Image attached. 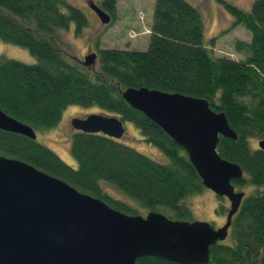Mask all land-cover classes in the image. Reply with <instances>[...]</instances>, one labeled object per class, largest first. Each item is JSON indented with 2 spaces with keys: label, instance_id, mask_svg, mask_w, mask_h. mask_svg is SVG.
Masks as SVG:
<instances>
[{
  "label": "trees",
  "instance_id": "trees-1",
  "mask_svg": "<svg viewBox=\"0 0 264 264\" xmlns=\"http://www.w3.org/2000/svg\"><path fill=\"white\" fill-rule=\"evenodd\" d=\"M248 39L233 37L238 59L211 51L213 37L204 38L199 9L188 0H154L145 49L96 46L92 67L69 56L58 31L87 25L85 13L66 0H0V39L25 47L33 62L0 56V109L34 132L54 128L66 105L96 106L130 121L166 161L155 160L102 132L71 127L69 165L36 137L0 129V156L19 158L76 189L98 197L128 214L144 208L170 218L191 219L187 198L205 187L185 151L119 93L125 86H146L203 97L221 111L234 138L218 135L217 153L242 169L233 185L250 189L232 215L226 237L209 246L210 261L200 264H264V149L250 139H264V0L248 8L223 2ZM116 0L98 5L115 15ZM67 134V135H68ZM68 140V139H67ZM103 184L126 199L114 196ZM211 191V190H210ZM217 201L223 197L215 195ZM220 205V206H219ZM223 204L215 205L220 214ZM138 208V211H137ZM135 264H179L144 255Z\"/></svg>",
  "mask_w": 264,
  "mask_h": 264
},
{
  "label": "water",
  "instance_id": "water-1",
  "mask_svg": "<svg viewBox=\"0 0 264 264\" xmlns=\"http://www.w3.org/2000/svg\"><path fill=\"white\" fill-rule=\"evenodd\" d=\"M99 21L110 15L87 3ZM78 59L92 67L95 52ZM120 96L159 126L186 153L201 184L228 200L224 221L170 218L157 210L128 214L19 158L0 156V264H135L154 255L179 264L210 261L209 246L222 241L244 191L233 180L241 167L216 151L218 135L234 138L224 114L203 97L146 86L119 88ZM74 129L120 138L122 120L93 111L73 116ZM0 129L35 138L33 129L0 109ZM264 149V139L257 140ZM264 252V240L261 245Z\"/></svg>",
  "mask_w": 264,
  "mask_h": 264
},
{
  "label": "rangeland",
  "instance_id": "rangeland-1",
  "mask_svg": "<svg viewBox=\"0 0 264 264\" xmlns=\"http://www.w3.org/2000/svg\"><path fill=\"white\" fill-rule=\"evenodd\" d=\"M68 3L79 7L87 17V25L78 32L73 31V24L68 28L59 30L58 36L63 50L72 57L82 58L85 51H94L96 46L119 47L129 49H145L148 43L150 24L154 0H116L115 15L107 24L99 21L95 12L87 3L98 4L99 0H66ZM200 11L203 20L204 38L213 37L211 51L215 54H223L235 59L241 55L234 51L231 40L233 37L248 39V31L240 24L231 26V17L226 7L220 0H188ZM244 9L248 8L252 0H222ZM109 14V13H108ZM0 56H7L23 62H33L35 59L25 47L2 41L0 39ZM95 66V64H94ZM99 111L96 106L81 107L69 104L62 110L59 123L54 128L38 130L36 138L53 149L60 158L69 165H74V160L68 153L69 134L71 129L69 119L81 113ZM69 132V134H68ZM68 134V135H67ZM123 138L127 144L143 154L158 160L166 161L165 155L156 146L148 143L142 134L128 121H123ZM68 139V140H67ZM251 146L256 145V138L250 139ZM104 189L110 194L126 199L113 187L103 184ZM249 183L244 186H236V189L247 192ZM209 189L192 195L186 202L192 209L191 219L206 220L214 226L221 225L224 221L228 201L222 198L220 202ZM223 204L220 214L214 213L215 205ZM220 206V205H219ZM137 213H144V208Z\"/></svg>",
  "mask_w": 264,
  "mask_h": 264
},
{
  "label": "flooded vegetation",
  "instance_id": "flooded-vegetation-1",
  "mask_svg": "<svg viewBox=\"0 0 264 264\" xmlns=\"http://www.w3.org/2000/svg\"><path fill=\"white\" fill-rule=\"evenodd\" d=\"M87 52H88V51L86 50V51H85V54H87ZM85 54H83V55H85ZM83 55H82V56H83ZM223 198H224V197H223Z\"/></svg>",
  "mask_w": 264,
  "mask_h": 264
}]
</instances>
